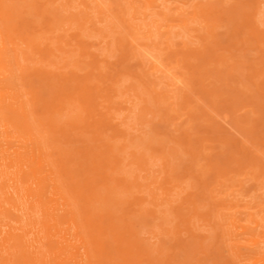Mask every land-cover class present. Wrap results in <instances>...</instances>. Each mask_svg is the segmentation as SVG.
Instances as JSON below:
<instances>
[{"label":"rangeland","instance_id":"1","mask_svg":"<svg viewBox=\"0 0 264 264\" xmlns=\"http://www.w3.org/2000/svg\"><path fill=\"white\" fill-rule=\"evenodd\" d=\"M4 2L0 264H264V0Z\"/></svg>","mask_w":264,"mask_h":264},{"label":"bare ground","instance_id":"2","mask_svg":"<svg viewBox=\"0 0 264 264\" xmlns=\"http://www.w3.org/2000/svg\"><path fill=\"white\" fill-rule=\"evenodd\" d=\"M244 13V12H243ZM16 21L12 11L10 8L5 4L4 0H0V75H4L7 72L8 61H6L5 52L8 49L9 44H16L13 29L16 26ZM261 24V23H260ZM259 24V25H260ZM230 26V24H227ZM226 25V27H227ZM185 26V25H184ZM204 26V25H203ZM225 39V38H224ZM21 43V42H20ZM23 45V43H22ZM189 48V47H188ZM9 50V49H8ZM30 52V51H29ZM18 53V52H17ZM138 55H140L138 53ZM116 56V55H115ZM118 58V57H117ZM8 59V57H7ZM123 65V64H122ZM52 68V67H51ZM53 70V68H52ZM174 74V73H173ZM1 77V76H0ZM50 78V77H49ZM50 80V79H49ZM13 87L11 84L3 85L0 84V120L6 117V114H15L19 112L21 115H25L28 110V103L23 99V96L17 93H12ZM128 93V92H127ZM147 95V94H146ZM112 96V94H111ZM148 97V96H147ZM132 98V97H131ZM147 100V99H146ZM150 99H148L149 101ZM147 101V102H148ZM136 102V101H135ZM151 103V102H150ZM144 105V103H142ZM137 105V104H136ZM142 105V106H143ZM148 105V104H147ZM144 107V106H143ZM146 107V106H145ZM172 116V115H171ZM146 119V118H145ZM140 122V121H139ZM141 123V122H140ZM170 126V125H169ZM168 126V127H169ZM125 127V126H124ZM127 129V128H126ZM151 131V130H150ZM152 134V133H151ZM222 136V135H221ZM129 137V136H128ZM226 139V138H225ZM224 140V138H223ZM115 150V149H114ZM202 152V151H201ZM25 156V155H24ZM148 157V156H147ZM252 157V156H251ZM110 158V157H109ZM151 160V159H150ZM198 160V159H197ZM107 161V160H106ZM127 162V160H126ZM152 162V161H151ZM38 166L41 167V161H37ZM96 165V164H95ZM94 165V166H95ZM3 166L0 164V176L6 177L10 173L7 172L5 169L2 168ZM26 167V166H24ZM28 168V167H27ZM30 168H28L29 171ZM139 169V168H138ZM31 170V169H30ZM132 170V169H131ZM32 171V170H31ZM29 171V172H31ZM72 171V170H71ZM22 171L18 170L15 173L16 177L21 175ZM35 174V170H33ZM76 173V172H75ZM2 174V175H1ZM80 175V174H79ZM81 176V175H80ZM109 176V175H108ZM118 176V175H117ZM137 182V181H136ZM125 183V182H124ZM20 189L17 190V194H19ZM165 194V192H164ZM191 194V193H190ZM209 194V193H208ZM211 194V193H210ZM98 195V194H97ZM168 195V194H167ZM140 196V195H139ZM190 196V195H189ZM169 197V196H168ZM59 198V196H58ZM138 198V197H137ZM218 198V197H217ZM139 199V198H138ZM143 199V197H142ZM145 201V200H144ZM175 201V200H174ZM147 207V206H146ZM213 208V207H212ZM153 211V210H151ZM146 212V211H145ZM141 213V212H140ZM99 215V214H98ZM100 216V215H99ZM101 217V216H100ZM106 217V216H105ZM107 218V217H106ZM180 218V217H179ZM105 219V218H104ZM185 219V218H184ZM90 220V219H89ZM182 220V219H181ZM236 220V219H235ZM74 224V223H73ZM121 224V223H120ZM167 224V223H166ZM108 225V224H107ZM31 227V226H30ZM111 227V226H110ZM119 227V226H118ZM123 227V226H122ZM247 227V226H245ZM256 227V226H255ZM50 228V227H49ZM129 228V227H128ZM241 228V227H240ZM126 229V228H125ZM131 229V228H130ZM159 229V228H158ZM76 230V229H75ZM188 230V229H187ZM77 232V231H76ZM75 232V233H76ZM120 233V232H119ZM125 234V233H124ZM78 241V240H77ZM82 242V241H81ZM110 242V241H109ZM253 242V241H252ZM93 240L91 241V245ZM115 243V242H114ZM74 245V244H73ZM262 245V244H261ZM76 246V245H74ZM24 247L22 240H20L16 234L9 233L5 238L0 240V250L3 248L7 251H10L13 248H16L18 252H21L22 248ZM102 247V245H101ZM92 249V247H90ZM207 248V247H206ZM103 249V248H102ZM256 249V248H255ZM15 251V250H14ZM102 251V250H101ZM17 254V252H16ZM249 254V253H248ZM86 264H92L93 261V251L87 250L86 252ZM263 258V257H262ZM261 258V260H262ZM256 260H254L255 262ZM258 261V260H257ZM259 263V262H258Z\"/></svg>","mask_w":264,"mask_h":264}]
</instances>
